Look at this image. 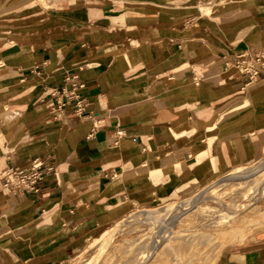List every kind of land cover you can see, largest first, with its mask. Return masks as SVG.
<instances>
[{"label": "crops", "instance_id": "0c3cea01", "mask_svg": "<svg viewBox=\"0 0 264 264\" xmlns=\"http://www.w3.org/2000/svg\"><path fill=\"white\" fill-rule=\"evenodd\" d=\"M12 1L0 10V161L43 165L36 190L1 188L0 264H62L131 205L210 173L208 148L221 175L264 151V136H247L264 131L252 117L264 120V69L251 79L234 67L264 57V0H217L203 21L188 0H43L52 12ZM227 264H264V237Z\"/></svg>", "mask_w": 264, "mask_h": 264}, {"label": "rangeland", "instance_id": "374dc122", "mask_svg": "<svg viewBox=\"0 0 264 264\" xmlns=\"http://www.w3.org/2000/svg\"><path fill=\"white\" fill-rule=\"evenodd\" d=\"M11 1L0 0V10L10 7L12 5ZM18 1L22 3V6H20L23 7L22 10H25L24 12L39 9V7L50 12L57 10L56 7L45 5L43 0H13L12 2ZM29 1L33 2L32 5L28 9H24V5L30 3ZM200 1L216 2L217 0ZM200 1L194 0L193 2ZM227 1H220L219 4L224 6ZM69 3L67 2L64 5ZM21 7L16 9H21ZM200 13L202 15L199 16L196 13V20L203 21V18L210 17L212 11L211 13ZM8 14L0 15V18H2L0 21L7 18ZM1 35H5V33ZM258 47L260 46L258 45ZM256 52L260 56L263 55L261 50ZM243 57L244 60L245 56ZM250 57H253V54H250ZM237 59L241 58L238 56ZM234 67L238 70L236 66ZM241 90L242 94L238 95L239 99L234 101L235 103L247 99L245 94L247 89ZM234 102L226 103L227 105L224 108H230ZM247 104L245 102L241 105L249 106ZM246 114L245 119L241 123L249 120V111ZM261 114H264V112H261ZM258 116L253 115V121H259L263 127V121H260ZM251 128L253 130L247 132V136L250 139L264 136V131H261L256 126L252 125ZM222 145L226 148L224 143ZM208 146L211 148L212 142L209 143L207 138L206 147ZM212 154L211 149L208 148L201 164L205 168L208 163L209 168L211 167L210 173L206 172L204 177H200L197 180H193V178H189L184 182L179 180V183L175 186L178 190L177 192L172 186L169 191L159 192L151 203L131 205L124 215L92 233L86 239L80 251L62 264H227L231 254L249 249L254 241L264 237V166H259L260 162L264 160V151L258 157L245 161L243 163L244 166L229 169L223 175L220 174L222 169H217L214 166L213 161L216 159ZM177 164L178 162L173 163L171 167L175 165L178 167ZM180 164L186 165L187 162L182 161ZM210 165H213V167ZM226 170L228 169H223V171ZM8 171H10V168L4 164V161H0V176ZM238 174L244 175V177L227 181L225 184L214 187L215 181H218L220 177L228 175L227 177L230 178ZM1 182L0 192L3 186V181ZM191 182L200 184L192 188L190 186L194 185ZM164 186L166 187L167 184ZM202 192H205L210 198L200 199L196 203L189 201L193 196H200ZM186 205L190 206L189 209H185L187 210L185 213L181 212L183 206ZM175 206L181 207L176 209ZM167 207H170L167 214L169 215L168 219L180 217L175 219L174 223H171L169 227L171 229L166 235L159 233L156 224L148 221V219L146 221L141 215L137 216L138 214H151L155 210ZM143 208H146V210H141ZM159 212L165 213L166 211H158L157 213L160 214ZM162 213L161 215H163ZM174 213L179 214L173 215ZM109 228H112L110 233L114 234L113 239L100 256V259L96 261L100 254L101 246L98 245V242L102 238L104 230L107 229L106 231H109ZM147 247L153 251L150 255L144 256L148 251Z\"/></svg>", "mask_w": 264, "mask_h": 264}, {"label": "bare ground", "instance_id": "6f19581e", "mask_svg": "<svg viewBox=\"0 0 264 264\" xmlns=\"http://www.w3.org/2000/svg\"><path fill=\"white\" fill-rule=\"evenodd\" d=\"M74 1L77 3V2H80V1H83V0H74ZM193 1L194 0H188V4L185 6V8L191 9V10H198L199 12H203V13H209V12L211 13V11L212 12L213 11H216L220 7L219 2H217V1L216 2L215 1H209V2H205V1H203V2H201V1L200 2H193ZM257 39H258L257 36H253L252 38L249 39L248 42H255ZM247 111H249V109L248 110H245V111L239 112V114L236 115V116H230V117L222 116L220 119H218V121L214 125H211L212 127H209L208 128V132H210V134L213 135V134H215L217 132V130H224L226 127H228L230 125L240 124L245 119V117L247 115L246 114ZM261 112H264V109ZM263 127H264V120H263ZM185 133L186 132H183V133L178 134V135H183ZM174 135H176V134H174ZM192 152L194 153V159L196 161L195 163L199 162L201 160L203 154H204V150L196 149V150H193ZM213 163H214V166L216 167L217 166L216 160L213 161ZM223 164H224V162H223ZM259 166H264V160H262L260 162V165ZM228 175H225L224 177H220L218 179V181L216 180L215 183H214V185H215L214 187H217V186H219L221 184H225L227 181H231V180H234V179H239V178L244 177V175H239L238 174V175H235L234 177H230L229 178V177H227ZM224 179H226V180H224ZM192 188H194V187H192ZM205 198H210V196H208L207 194H205V192H202V194H200V196H198V197L193 196L192 198L189 199V201H192V202L196 203V202H199L200 199H205ZM180 207L181 206H177L176 209H179ZM189 207H190L189 205L183 206V209L181 210V212L185 213V211H187L189 209ZM185 209H187V210H185ZM163 210H165L167 213L166 212L165 213H162L161 212L163 215H161L160 212H159L160 214L157 213L158 211H163ZM168 210H170V207L162 208L160 210L159 209L158 210H155L151 214H149V213H147V215L138 214L137 216H140L141 215L145 220L148 219V221H151L152 223L156 224L158 226L159 233H162L163 235H166L167 232H169V230L171 229V228H169L171 226V223H174V220L175 219H179V217H180V216L179 217L177 216L178 218H175V219L174 218H170V219H168L169 218V215H167L168 214ZM176 214H179V213H174L173 215H176ZM176 222H177V220H176ZM110 230H112V228L109 229V231H105L102 234V236H101L102 238L98 242V245H101V246H100V252H99L100 254H99V256H98V258H97L96 261H98L100 259V256L104 253L105 249L107 248V246L110 244V242L113 239L114 234H112V232L110 233ZM105 235H107V236H105ZM147 249H148V251L144 254V256L150 255L151 252L153 251V250H151L148 247H147Z\"/></svg>", "mask_w": 264, "mask_h": 264}, {"label": "built area", "instance_id": "2783aa9c", "mask_svg": "<svg viewBox=\"0 0 264 264\" xmlns=\"http://www.w3.org/2000/svg\"><path fill=\"white\" fill-rule=\"evenodd\" d=\"M239 56L241 59H237L234 65L238 68V72L244 75H249L251 79H254L259 73L260 69H264V57L257 53L250 55ZM262 57V58H261ZM238 58V57H237ZM263 59V60H262ZM253 60V62H252ZM72 98V97H70ZM61 101L58 100V106L61 108ZM54 107V105H52ZM43 165L41 159H36L31 167V169L23 170H11L0 176L1 181H3L4 187H19L25 190H36L41 186V176L40 167Z\"/></svg>", "mask_w": 264, "mask_h": 264}]
</instances>
